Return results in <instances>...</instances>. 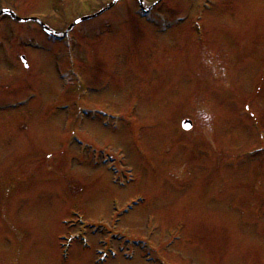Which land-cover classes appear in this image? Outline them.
Masks as SVG:
<instances>
[{"label":"rangeland","instance_id":"1","mask_svg":"<svg viewBox=\"0 0 264 264\" xmlns=\"http://www.w3.org/2000/svg\"><path fill=\"white\" fill-rule=\"evenodd\" d=\"M209 1L0 16V264H264V0Z\"/></svg>","mask_w":264,"mask_h":264},{"label":"water","instance_id":"2","mask_svg":"<svg viewBox=\"0 0 264 264\" xmlns=\"http://www.w3.org/2000/svg\"><path fill=\"white\" fill-rule=\"evenodd\" d=\"M4 13L9 14L12 18H14V19H16V20H18V21H23V20H25V19H22V18L17 17V16H16L12 11H10V10H7V9H1V10H0V15H1V14H4ZM84 18H87V17H84ZM43 27H44L48 32H50V33H54V34H55V32H53L51 29H49V28L46 27L45 25H43ZM185 125H188V127L186 128ZM182 127L185 128V129H189V128L191 127V121L188 120V119L183 120V121H182Z\"/></svg>","mask_w":264,"mask_h":264},{"label":"snow or ice","instance_id":"3","mask_svg":"<svg viewBox=\"0 0 264 264\" xmlns=\"http://www.w3.org/2000/svg\"><path fill=\"white\" fill-rule=\"evenodd\" d=\"M185 127L187 128V127H188V125H185Z\"/></svg>","mask_w":264,"mask_h":264}]
</instances>
